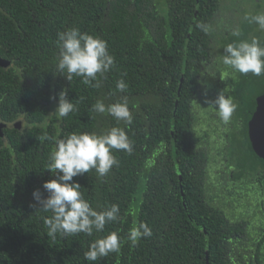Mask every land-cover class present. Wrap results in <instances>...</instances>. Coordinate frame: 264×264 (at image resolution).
I'll return each mask as SVG.
<instances>
[{
	"label": "trees",
	"instance_id": "trees-1",
	"mask_svg": "<svg viewBox=\"0 0 264 264\" xmlns=\"http://www.w3.org/2000/svg\"><path fill=\"white\" fill-rule=\"evenodd\" d=\"M220 2L0 0V59L12 64L0 66V122L10 125L0 132V264H264V180L255 178L253 150L249 142L232 147L225 163V124L207 109L221 91L219 72H230L229 95L238 107L228 124L241 119L246 131L257 90V76L222 63L224 47L248 40V31L242 38L220 36L213 27L221 20ZM72 27L107 41L115 57L99 87L56 71L57 33ZM121 78L123 92L116 88ZM65 89L76 108L59 117L58 93ZM206 90L211 95L204 98ZM124 97L130 125L92 111L97 100L110 105ZM21 120V129L12 127ZM112 127L124 128L131 153L114 151L118 166L107 176L93 170L73 181L95 210L118 204L121 219L91 236L50 237L44 218L51 213L31 205L33 192L46 197L43 184L55 179L46 168L55 142L38 137ZM141 222L153 235L133 246L128 232ZM113 231L123 237L119 251L86 260L90 244Z\"/></svg>",
	"mask_w": 264,
	"mask_h": 264
},
{
	"label": "clouds",
	"instance_id": "clouds-1",
	"mask_svg": "<svg viewBox=\"0 0 264 264\" xmlns=\"http://www.w3.org/2000/svg\"><path fill=\"white\" fill-rule=\"evenodd\" d=\"M245 19L264 30V13L246 16ZM199 27L207 31L205 25H199ZM233 35H239V33L234 32ZM56 44L59 49L56 57V71L68 81L75 76L82 78V83L85 85L99 87V77L114 67L115 57L109 53L107 41L81 32L77 27L57 33ZM222 63L242 75L251 73L254 76H262L264 75V46L257 38H253L251 42L240 40L229 43L223 49ZM219 73L221 80L232 78L228 71ZM94 81L96 83H93ZM200 83L202 87H207L203 81ZM127 87L123 78L116 81L118 91H126ZM230 92L231 89L226 87L218 93L215 100L206 101L209 104L207 109H212L225 125L231 121L238 107L232 95H229ZM56 98V96L51 97L52 100ZM192 103L194 106L207 110L202 108L195 99ZM75 108V104L68 99L67 89L58 93L55 114L59 117H67L75 111ZM92 111L99 114L107 112L117 122L124 121L129 125L132 123V114L126 97L110 105L97 100L92 106ZM38 139L40 142L47 140L55 142V149L50 153L49 162L46 165L55 179L43 184V189L47 192L46 197L39 189L33 192L35 203L31 205L33 208L40 206L37 212L51 213V216L44 218L50 237L55 238L57 234L67 236L79 233L91 236L94 231L103 232L107 223L121 219L118 204H112L103 211H97L91 207L81 192V185L74 182L73 178L93 170L100 177H104L109 174L113 166H118L114 151L123 150L129 153L132 151L131 141L124 128L112 127L102 134L73 132L60 139L45 133ZM152 235V229L148 224L141 222L129 230L127 239L135 246L142 238ZM122 240L123 237L116 231L95 239L88 251L84 253V258L95 262L110 253L118 252Z\"/></svg>",
	"mask_w": 264,
	"mask_h": 264
},
{
	"label": "flooded vegetation",
	"instance_id": "flooded-vegetation-1",
	"mask_svg": "<svg viewBox=\"0 0 264 264\" xmlns=\"http://www.w3.org/2000/svg\"><path fill=\"white\" fill-rule=\"evenodd\" d=\"M221 1V0H220ZM252 5L253 10L250 12L248 11L247 8V3H249V0H238L240 5L246 6L245 10L242 11L241 13L237 14L241 17L239 21H234V18L232 16L231 20L232 22L236 23L233 25L230 23L229 24L224 22V18L221 17V20H216L215 23L213 24V27L219 28V32L222 38H230L233 36H236L237 38H242V36L245 33V30L247 32V37L249 42L253 38H257L261 45L264 46V30L260 29V27L255 24V23H249L247 19H245L246 16H254L259 13H264V0H252ZM256 2V4H255ZM221 6V2H220ZM222 7H220V10ZM219 10V11H220ZM236 16V15H235ZM223 30L224 33L221 31ZM218 32V33H219ZM234 32H238L239 35H233ZM243 33V34H242ZM213 43V41H212ZM219 48L222 46L218 43ZM12 66V64H10ZM227 81V80H225ZM232 82H235L233 80ZM228 87L230 86V81H227ZM218 86V85H217ZM253 86L257 88L256 90V95H255V101L252 104V107L248 110L249 112V120L247 123V130L245 131V128L242 126L243 125V120H239V122L234 126L233 124H227L223 126L224 132H221V142H222V149H220V152L222 151V155L225 158V163L230 161V151L232 147H235L236 150H239L240 145L246 147L247 142L251 145V148L253 150V155H254V161L257 163V171H256V176L255 178H260L261 180H264V75L262 76H257L255 82H253ZM227 87V88H228ZM223 89V88H222ZM221 88L219 90H222ZM207 91V92H206ZM206 95L210 96L211 95V90H206ZM207 96H203L206 98ZM259 100V103L257 102ZM257 103V104H256ZM253 122V126H251L252 131L250 130V125ZM24 122L21 120L18 123H15L12 125V127H16L21 129L23 127ZM0 126H3L1 128V133L3 129L9 127L10 125L5 124L3 122H0ZM236 132L238 133V136H234L233 133ZM252 133V135H251ZM237 141V142H236ZM254 142L257 143L255 146ZM229 178H230V173H229ZM261 188H264V186H261Z\"/></svg>",
	"mask_w": 264,
	"mask_h": 264
},
{
	"label": "rangeland",
	"instance_id": "rangeland-1",
	"mask_svg": "<svg viewBox=\"0 0 264 264\" xmlns=\"http://www.w3.org/2000/svg\"><path fill=\"white\" fill-rule=\"evenodd\" d=\"M237 1L238 0H221V7H222V9L219 11L218 18H221V17L224 18V22L227 23V24H229V20H230V23H232L233 25H235L236 23L235 22L233 23L232 20H231L232 16L234 18V21L235 20L236 21H239V19H241V17L239 15H237V14L241 13L246 8V6L244 8V6H242L243 4L240 5L239 2H237ZM252 2H253L252 0H249V3H247V8H248V11L249 12L251 10H253V7H254L252 5ZM255 4H256V2H255ZM221 31H223V30H221ZM216 48H217V46L215 47V49ZM214 52H216V51H214ZM217 55H218V53L216 54V56ZM209 72H211L210 69H209ZM217 84H218L219 89L220 88L221 89L222 88L224 89V88L228 87L227 81H225V80H221L220 79ZM206 92L204 91L202 95L203 96H206ZM202 112H204V110ZM234 114H235V112H234ZM234 114H233V116H234ZM208 118H210V117H208ZM208 118L206 116V119H208ZM199 122L200 121H197V123H199ZM205 125L209 126L208 123H205ZM213 127H215L217 129V123L216 122L213 123ZM214 131L215 130L213 129L212 130L213 135H217L218 130H216L215 132ZM215 145H216V143H215ZM212 146L214 147L213 143H212ZM214 148H216V147H214ZM227 209H229V208H227Z\"/></svg>",
	"mask_w": 264,
	"mask_h": 264
},
{
	"label": "water",
	"instance_id": "water-1",
	"mask_svg": "<svg viewBox=\"0 0 264 264\" xmlns=\"http://www.w3.org/2000/svg\"><path fill=\"white\" fill-rule=\"evenodd\" d=\"M9 65H10V62H7V61H4V60H1V59H0V66H1V67L8 68ZM182 83H183V80L181 81V87H182ZM181 87H180V89H181ZM257 102L259 103V100H258ZM256 104H257V103H256ZM251 126H253V122H252L251 125H250V130L252 131ZM2 127H3V126H0V131H1V128H2ZM251 135H252V133H251ZM254 144H255V146L257 145L256 142H254Z\"/></svg>",
	"mask_w": 264,
	"mask_h": 264
}]
</instances>
